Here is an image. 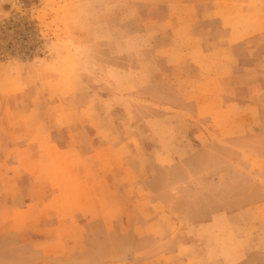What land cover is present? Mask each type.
Listing matches in <instances>:
<instances>
[{
    "label": "rangeland",
    "instance_id": "1",
    "mask_svg": "<svg viewBox=\"0 0 264 264\" xmlns=\"http://www.w3.org/2000/svg\"><path fill=\"white\" fill-rule=\"evenodd\" d=\"M263 176L264 0H0V264H184Z\"/></svg>",
    "mask_w": 264,
    "mask_h": 264
},
{
    "label": "crops",
    "instance_id": "2",
    "mask_svg": "<svg viewBox=\"0 0 264 264\" xmlns=\"http://www.w3.org/2000/svg\"><path fill=\"white\" fill-rule=\"evenodd\" d=\"M244 194L249 198L243 203L235 199L189 226L190 230L203 231L215 221L214 218L224 213L226 218L217 220L221 222L217 224L230 223L231 244L225 248V242L229 240L225 236L216 237L215 248L207 244L208 237L201 234L184 237L182 243L187 250L184 264H264V183H251Z\"/></svg>",
    "mask_w": 264,
    "mask_h": 264
}]
</instances>
